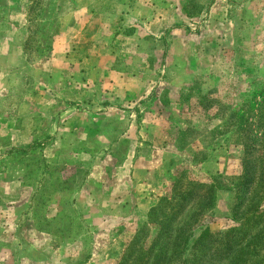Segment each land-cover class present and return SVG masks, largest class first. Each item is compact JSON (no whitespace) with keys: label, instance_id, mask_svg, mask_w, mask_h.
<instances>
[{"label":"rangeland","instance_id":"rangeland-1","mask_svg":"<svg viewBox=\"0 0 264 264\" xmlns=\"http://www.w3.org/2000/svg\"><path fill=\"white\" fill-rule=\"evenodd\" d=\"M263 156L264 0H0V264H116L181 172L222 233Z\"/></svg>","mask_w":264,"mask_h":264},{"label":"trees","instance_id":"trees-1","mask_svg":"<svg viewBox=\"0 0 264 264\" xmlns=\"http://www.w3.org/2000/svg\"><path fill=\"white\" fill-rule=\"evenodd\" d=\"M260 163L255 181L257 190L254 191L261 198L252 197L245 215L222 233L200 223L197 213L183 227L175 226L176 217L198 191L207 195L199 208L214 206L216 201L211 189L200 190V183L191 178L184 181L185 173L181 172L173 181L171 194L161 196L148 209L146 221L134 232L116 264H204L210 255L209 261L216 255L227 258L225 264H263L259 256L264 250V223L257 224L264 217V207L260 204L264 199V156ZM244 171L239 182L238 202L233 207L236 217H239L238 210L244 205L247 188L252 183L251 174L256 175L255 166L250 169L247 164Z\"/></svg>","mask_w":264,"mask_h":264}]
</instances>
